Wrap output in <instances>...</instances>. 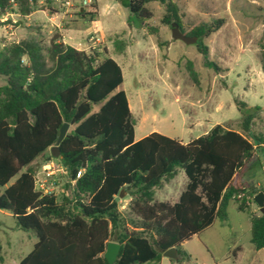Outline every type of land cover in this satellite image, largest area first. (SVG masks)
Masks as SVG:
<instances>
[{
	"label": "trees",
	"instance_id": "obj_1",
	"mask_svg": "<svg viewBox=\"0 0 264 264\" xmlns=\"http://www.w3.org/2000/svg\"><path fill=\"white\" fill-rule=\"evenodd\" d=\"M39 1L0 0V16L27 17ZM115 1L127 9L128 23L151 34L157 29L148 27L151 12L145 5L157 2L165 8L161 24L175 23L182 32L179 8L171 0ZM86 8L77 15L95 21L96 7L93 12ZM223 24V19L202 24L187 36L207 38ZM27 30L17 42L0 37V211L36 238L19 264H107L108 242L120 245L114 264L159 262L171 248L179 262L182 243L215 220L225 221L230 201L240 212L255 204L260 191L251 188L250 194L243 178L264 138L249 141L238 130L215 125L186 144L156 132L135 141V122L120 89L122 71L107 50H78L62 43L57 32L45 45L40 27ZM262 39L264 74V31ZM200 51L207 55L205 46ZM188 68L195 77L191 64ZM252 118L242 119L245 133ZM64 123L68 129L58 145L59 157L53 158L50 148ZM37 160L40 166L53 160L64 169L60 197L36 188L32 164ZM179 169L187 182L178 200L156 201L155 189L173 180ZM121 191L130 199L133 218L119 211ZM250 228L252 245L264 249V215L252 216ZM1 252L0 244V264H5Z\"/></svg>",
	"mask_w": 264,
	"mask_h": 264
},
{
	"label": "rangeland",
	"instance_id": "obj_2",
	"mask_svg": "<svg viewBox=\"0 0 264 264\" xmlns=\"http://www.w3.org/2000/svg\"><path fill=\"white\" fill-rule=\"evenodd\" d=\"M49 1H39L30 27L42 29V40L47 45L54 32L53 27L46 26L48 16L62 15L68 9L66 14L71 17L63 19L60 29H56L60 30L62 41L79 50H107L122 71L120 89L128 99L135 138L156 132L188 143L215 125L238 130L249 141L264 138V74L260 67L264 0H171L179 8L183 34L202 24L224 20L219 30L191 44L172 38L171 26L160 21L165 8L157 2L145 5L151 12L147 25L157 29L151 34L148 28L128 23L127 9L115 0H88L87 11L93 12L94 6L97 11L93 22L77 15L83 0ZM66 1L69 5H65ZM20 24L21 21L14 24L10 17L5 21L0 17V37H10L11 42L23 39L28 30L24 31ZM90 37L95 40L91 42ZM202 45L207 48L206 56L200 51ZM206 62L211 65L206 66ZM188 64L192 65L195 77L191 76ZM3 83L0 77V86ZM238 102L246 108L240 109ZM249 114L253 118L245 133L241 123ZM263 166L264 146L250 160L243 178L250 194L251 188L263 192ZM32 167L38 171L40 161ZM61 175L56 176L58 197L63 192ZM186 182L184 172L177 170L173 180L163 181L155 189L154 199L173 204ZM117 201L119 211L133 218L127 193L117 197ZM249 206L247 212H240L236 203L230 201L225 221L215 220L182 243L179 262L175 261L176 255L175 259L162 256L159 262L147 264H264V249L256 250L250 241V220L260 215L259 209L254 203ZM35 241L32 231L18 229L16 220L0 211L1 257L5 264H19Z\"/></svg>",
	"mask_w": 264,
	"mask_h": 264
},
{
	"label": "water",
	"instance_id": "obj_3",
	"mask_svg": "<svg viewBox=\"0 0 264 264\" xmlns=\"http://www.w3.org/2000/svg\"><path fill=\"white\" fill-rule=\"evenodd\" d=\"M83 9H80V12H82ZM171 33H172V38L174 40H182L183 42L187 43V44H191V43H195L197 41L196 37H192V36H187L184 35L180 29L178 28L177 24L172 23L171 24ZM68 129V124L64 123L60 129H59V133H58V137H57V141H56V145L53 146L52 148H50V153L51 156L53 158H57L59 157V148L58 145L59 143L62 141V139L65 137L66 132ZM123 191L120 192L119 194V198L122 197L123 195ZM254 202L257 205L259 212L264 215V193L263 192H259L255 197H254ZM120 249V245L115 243V242H108L106 245V249L103 253V257L106 260L107 264H114L116 259H117V255ZM163 257H166L168 259H175L176 258V249L171 248L167 251H165L162 254Z\"/></svg>",
	"mask_w": 264,
	"mask_h": 264
},
{
	"label": "built area",
	"instance_id": "obj_4",
	"mask_svg": "<svg viewBox=\"0 0 264 264\" xmlns=\"http://www.w3.org/2000/svg\"><path fill=\"white\" fill-rule=\"evenodd\" d=\"M89 4L88 0H83L81 7H85ZM65 5H69V2L66 1ZM15 24L16 22L13 21ZM93 42L95 39L90 37L89 39ZM57 174H64V169L55 161L51 160L39 167V170L35 173V186L41 191L42 194H52L56 191V176ZM79 172L77 173V177L79 176Z\"/></svg>",
	"mask_w": 264,
	"mask_h": 264
},
{
	"label": "crops",
	"instance_id": "obj_5",
	"mask_svg": "<svg viewBox=\"0 0 264 264\" xmlns=\"http://www.w3.org/2000/svg\"><path fill=\"white\" fill-rule=\"evenodd\" d=\"M68 12V9H66V11L64 12V13H62V15H51V16H48V18H47V24H46V26L48 27H53L54 28V32L53 33H55V32H57V33H59V31H57L56 29H60V22L63 20V19H65L66 17H68V18H70L71 16L70 15H67L66 13ZM34 13V12H33ZM32 13V14H33ZM31 14V15H32ZM31 15H29V16H27V17H21V16H19V15H15V14H5V15H2V16H0V17H2L3 18V20L5 21V20H7V17H10V18H12V21H15L16 23H18V21H21V24L19 25L21 28H23L24 29V31H25V28H28V27H30V23H29V21H31L30 19H31ZM14 18H17V20H14ZM2 21V20H1ZM15 23V24H16ZM49 33L50 32H52V31H48ZM52 33V34H53ZM25 34H26V31H25ZM59 35L60 36H62L61 35V33H59ZM25 38V37H24ZM23 38V39H24ZM62 38H63V36L61 37V42L62 43H64V44H66V42L64 41H62ZM6 39V38H5ZM10 40V37H8V39H6V41L7 42H11V41H9ZM12 42H17V41H12ZM68 45V44H67ZM79 50V49H78ZM129 108H130V106H129ZM135 133V132H134ZM152 132H150L149 134H151ZM149 134H143L142 136H140L139 138H135V134H134V140L135 141H138V140H140V139H142V138H144L145 136H147V135H149ZM184 144H186V143H184ZM258 185V184H257ZM13 264H15V263H13Z\"/></svg>",
	"mask_w": 264,
	"mask_h": 264
}]
</instances>
